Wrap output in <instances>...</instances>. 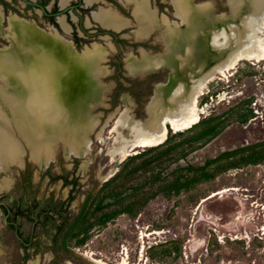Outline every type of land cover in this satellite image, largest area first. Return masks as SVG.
<instances>
[{
  "label": "rangeland",
  "instance_id": "obj_1",
  "mask_svg": "<svg viewBox=\"0 0 264 264\" xmlns=\"http://www.w3.org/2000/svg\"><path fill=\"white\" fill-rule=\"evenodd\" d=\"M121 1L82 3L84 8L78 10L88 34L78 33L79 46L73 34L53 31L42 16L36 19L44 32H55L61 43L72 47V54L63 60L69 63L66 90L71 93L61 95L67 97L64 110L69 126L77 111L87 128L98 118L104 123L128 108L136 118L146 120L147 107L157 102V87L179 76L169 68L176 65L173 30L182 24L179 0H136L161 20L160 28L146 38L136 35L135 6ZM234 2L192 0V5L207 10L202 22L211 16L214 24L209 26L216 30L225 20L236 18ZM15 5L13 13L28 18L17 13L21 6ZM110 8L131 22L116 37L94 21L96 13ZM156 19L144 15L152 26H157ZM9 34L0 32L1 50L12 47ZM37 42L52 45L54 41L35 27L25 46ZM96 48L105 54L104 60L97 59L85 71L77 63L86 61ZM57 54L65 58L60 51ZM159 54L164 55L166 68L133 69L144 68V56ZM90 72L94 82H82ZM7 83L0 80V109L9 113V106L1 101ZM11 87L16 89L14 83ZM199 114L193 127L176 132L168 125L163 144L131 150L119 162L106 155L114 143L111 129L105 142H97L100 129L86 130L82 140L94 141L93 153L82 159L69 153L72 133L54 130L48 139L38 137L39 146L44 144L53 159L47 163L46 158L43 170L28 137L37 125L18 129L12 124L9 132L23 159L0 171V182L6 185L0 189V202L10 211L9 221L17 225L19 235L0 206V264H91L85 256L106 264H264V60H242L227 76H218L201 97ZM75 223L64 247V236ZM29 241L26 249L23 243Z\"/></svg>",
  "mask_w": 264,
  "mask_h": 264
},
{
  "label": "bare ground",
  "instance_id": "obj_2",
  "mask_svg": "<svg viewBox=\"0 0 264 264\" xmlns=\"http://www.w3.org/2000/svg\"><path fill=\"white\" fill-rule=\"evenodd\" d=\"M69 1L62 0V5H66ZM97 1L86 0V3L91 5ZM122 1L126 5L132 4L135 6L133 15L138 23V29L135 30L137 37H149L162 25L161 20L157 21L155 11L146 7L145 4L138 6L136 0ZM140 1L144 3L146 0ZM233 1L235 2L231 8L236 18L232 17L233 19L231 20H225L215 30L209 26V24H214L213 22L211 23L214 20L211 16L207 17L205 24L202 22L205 14H208L206 9L194 7L192 0H179L177 15L182 18V24H178L173 30L177 33V37L174 38L175 43L173 42L177 44V51L175 52L176 65L169 67L170 70L174 71L173 73L178 72L179 76H176L174 81L171 77L168 84L157 87L155 91L157 102L155 104L152 102L147 107L149 116L146 120L136 118L132 110L128 108L120 111L118 115L110 116L104 123H101V119L98 118L88 127L90 131L100 129L96 136L97 142H105V134L108 129H111L114 143L107 148L106 155L110 156L112 161L119 162L131 150L163 144L168 138V125H171L176 132L193 127L200 121V99L205 95L208 86L218 79V76H227V73L234 69L242 60L257 62L264 60V0ZM145 14L154 17L157 21V26L148 24L144 20ZM94 19L114 30H121L130 24V20L118 16L113 9H102L94 15ZM9 23V37L14 41L15 47L14 49L11 47L12 51L9 50L10 52L0 53V66L8 75L16 78L18 87L17 92L10 96H8V93H11L13 88L12 90L11 88H6L4 98L1 101L7 103L10 106L9 109H14L12 113L20 117L16 116L17 118H14L11 113L0 110V115H2L0 116V171L6 170L5 167L10 163H18L22 158V151L19 148L18 141L14 140L9 132V128L14 123L18 129L24 124H36L40 131L45 134L58 129H61V132L66 135L72 133V137L68 140L72 144L69 151L70 155L81 159L89 157L93 153L94 141L90 138L82 140L88 128L83 121L81 111L76 112L75 119L71 120L70 126L65 119L58 127L53 128L39 119L35 121L26 119L22 112L14 108L7 99L14 97L23 100L27 96L28 92L17 76V72L22 69L25 72L38 73L43 77L64 109V102H66L67 97L64 100L61 95L64 92L69 94L70 97L71 91L66 90V82L71 74L68 67L69 63H64L63 60L67 58L68 54H72V47L61 43V38L54 35H48L49 40L54 41L52 45L50 42H37L34 47H26L28 40H32V37H34L35 26L23 22L22 19H12ZM61 24L66 31L69 30L63 19H61ZM24 35L26 39L23 38ZM202 38L206 42L204 40L201 41ZM162 40L166 51H169V43L163 38ZM56 49H60L59 51L65 57L64 59L58 55L59 53L57 54L59 51ZM88 56L86 61L77 63L83 68L85 66V71H88L97 59L103 61L105 54L103 55L96 48ZM144 60L147 63L144 68L135 65L136 67H133V69L135 71L159 70L168 66L163 54L152 57L144 56ZM83 78L81 81L83 82L84 80L87 83L88 81L86 82ZM8 84L7 87H9ZM63 87H65L64 90H61ZM110 123L113 124L111 125ZM44 147L40 145L36 147L37 149H33V156L39 160L38 162L49 157L48 163L49 160L52 161L53 159L49 156L47 148ZM0 189H6V185L0 182ZM85 257L94 264H106L90 256ZM30 264L33 263L30 262Z\"/></svg>",
  "mask_w": 264,
  "mask_h": 264
},
{
  "label": "flooded vegetation",
  "instance_id": "obj_3",
  "mask_svg": "<svg viewBox=\"0 0 264 264\" xmlns=\"http://www.w3.org/2000/svg\"><path fill=\"white\" fill-rule=\"evenodd\" d=\"M98 1H101L104 4H107L106 0H98ZM121 2L123 4V1H121ZM15 3L20 5L21 8L23 9V10H21V8H20L19 11H17L15 9L17 11V13L20 12L22 15H24L25 17H28V18H24L22 16H19L18 14L13 13L14 8L16 6ZM82 3L83 4L86 3V0H76V1L70 0L66 5H62V0H59V2L57 0H54L52 2L51 1L48 2V0H0V12H1L0 13V22H1L0 23V32L9 33L8 32L9 27H10L9 19L11 17H17L20 20L22 19L23 22L28 23L32 26H35L36 28H38L41 31V33L56 36L55 32H51V33L44 32V30L41 27H39L38 24H41V23H40V21H37L36 19L39 18L40 16H42L45 20L48 21V25H50V26L52 25L51 29L53 31H57L59 33V31L62 30V32L65 34H73L72 35V37L74 39L73 41L77 46H79L81 43V39H80L81 36H79L78 33L82 32L83 34L84 33L88 34V31H87L88 27L86 26V22H84L81 14L78 10L79 8H84ZM110 9H113V8H110ZM132 14H133V12H132ZM72 15L75 16L77 21L75 20V18L73 19ZM133 17H134V15H133ZM124 18H126V17H124ZM61 19H63L65 21L66 25L69 27L68 31H66L63 28V26L61 24ZM128 20H130V19H128ZM96 23L102 29H104L105 30L104 32L109 34L110 37H116L119 34V32L124 31L130 25V24H128L127 26H125L121 30H114V29L105 28L102 25H100L98 22H96ZM5 24H6V26H5ZM2 208L5 209L6 215L9 216L10 211L8 210V208L6 206H2ZM8 223L15 230L16 234L18 233L17 235H19V229L17 228V225L13 222H10L9 217H8ZM18 238L20 239V237H18ZM23 244H24V247L29 246V245H31V241L24 242Z\"/></svg>",
  "mask_w": 264,
  "mask_h": 264
},
{
  "label": "clouds",
  "instance_id": "obj_4",
  "mask_svg": "<svg viewBox=\"0 0 264 264\" xmlns=\"http://www.w3.org/2000/svg\"><path fill=\"white\" fill-rule=\"evenodd\" d=\"M17 76L28 94L23 99L7 98L12 106L30 121L37 119L50 127H58L66 119V112L60 105L47 83L38 73L19 70Z\"/></svg>",
  "mask_w": 264,
  "mask_h": 264
},
{
  "label": "water",
  "instance_id": "obj_5",
  "mask_svg": "<svg viewBox=\"0 0 264 264\" xmlns=\"http://www.w3.org/2000/svg\"><path fill=\"white\" fill-rule=\"evenodd\" d=\"M41 35L42 36H47L46 34H44V33H41ZM15 47V43H14V41L12 40V48H14ZM26 47H29V45L28 46H26ZM12 48H10V50L12 49ZM8 51V50H7ZM6 50H2V52H7ZM12 51V50H11ZM91 67H92V65H91ZM94 69H96V68H94ZM92 76V77H91ZM4 80V81H6V83L8 82L9 84H8V88H11V90H12V87L11 86H13V83H15V86H16V89H14L13 88V90H12V92L11 93H8V96H10V95H12V94H14V93H16L17 92V87H18V81L16 80V78H14L13 76H10V75H8L7 73H6V71L0 66V80ZM94 79H93V75L91 74V72H90V75H89V77H87V79H86V82L88 81L89 83L90 82H94L93 81ZM16 81H17V83H16ZM13 82V83H12ZM7 87V86H6ZM6 87H5V89L3 88V90L5 91L6 90ZM100 95L98 94V95H96V97L98 98ZM6 97V96H5ZM91 97H92V95H91ZM95 97V98H96ZM92 98H94V97H92ZM85 99H87V97H85ZM7 104V103H6ZM10 107V106H9ZM1 110V109H0ZM7 111L9 112V113H11L12 115H15L14 113H12L13 111H14V109H7ZM15 116H17V117H20L19 115H15ZM17 117H14V118H17ZM28 126H30V125H28ZM52 132L53 131H50L49 133H43V132H41L40 131V129L38 128V129H36V130H32V129H30L29 131H28V134H29V137L31 138H29L30 139V142H32L33 143V149H37L36 147H38L39 146V144H38V137L40 138H44V139H48V137H52L53 135H52ZM37 135V138L36 137H33L34 135ZM42 146V145H41ZM21 159H23V158H21ZM45 166H46V159H42V161H40V167H41V169L43 170L44 168H45ZM0 206H5L4 205V203L3 202H0ZM7 218H8V215H7ZM90 262V261H89ZM91 264H94V263H92V262H90Z\"/></svg>",
  "mask_w": 264,
  "mask_h": 264
},
{
  "label": "trees",
  "instance_id": "obj_6",
  "mask_svg": "<svg viewBox=\"0 0 264 264\" xmlns=\"http://www.w3.org/2000/svg\"><path fill=\"white\" fill-rule=\"evenodd\" d=\"M76 224L77 223H75L74 226L72 227V229L64 236V240H63L64 247L66 246L67 239H68L69 235L71 234V232L73 231V229L75 228ZM25 248L27 249V246ZM27 257H28V255L26 254V260L29 258V257L28 258Z\"/></svg>",
  "mask_w": 264,
  "mask_h": 264
}]
</instances>
